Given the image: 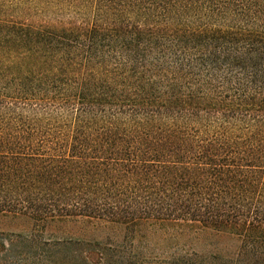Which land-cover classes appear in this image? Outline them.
<instances>
[{"label": "trees", "instance_id": "trees-1", "mask_svg": "<svg viewBox=\"0 0 264 264\" xmlns=\"http://www.w3.org/2000/svg\"><path fill=\"white\" fill-rule=\"evenodd\" d=\"M0 219V264H264V0H0Z\"/></svg>", "mask_w": 264, "mask_h": 264}, {"label": "rangeland", "instance_id": "rangeland-1", "mask_svg": "<svg viewBox=\"0 0 264 264\" xmlns=\"http://www.w3.org/2000/svg\"><path fill=\"white\" fill-rule=\"evenodd\" d=\"M26 228V224H7L0 219V229L4 230H21ZM111 230L101 229L94 225L86 223H68L59 228L55 236H78L87 239H96L105 237V234H112ZM113 235V234H112ZM185 238L181 240L182 243H187L195 249L199 254L211 256L217 255L218 257L227 258L228 254L237 249L238 243L228 237L227 235H217L212 231H199L198 233L187 234ZM190 236V237H189ZM160 241L162 238L156 239Z\"/></svg>", "mask_w": 264, "mask_h": 264}]
</instances>
